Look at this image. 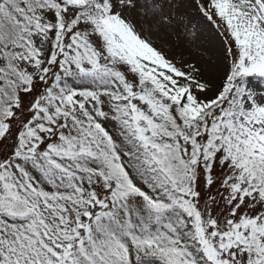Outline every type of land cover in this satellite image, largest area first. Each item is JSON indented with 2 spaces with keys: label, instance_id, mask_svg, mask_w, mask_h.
Wrapping results in <instances>:
<instances>
[{
  "label": "snow or ice",
  "instance_id": "snow-or-ice-1",
  "mask_svg": "<svg viewBox=\"0 0 264 264\" xmlns=\"http://www.w3.org/2000/svg\"><path fill=\"white\" fill-rule=\"evenodd\" d=\"M0 264H264V0H0Z\"/></svg>",
  "mask_w": 264,
  "mask_h": 264
},
{
  "label": "rangeland",
  "instance_id": "rangeland-1",
  "mask_svg": "<svg viewBox=\"0 0 264 264\" xmlns=\"http://www.w3.org/2000/svg\"><path fill=\"white\" fill-rule=\"evenodd\" d=\"M168 42L173 44L172 53L187 52L191 49L194 52L199 51L198 42L190 40L184 33L176 32L167 37Z\"/></svg>",
  "mask_w": 264,
  "mask_h": 264
}]
</instances>
